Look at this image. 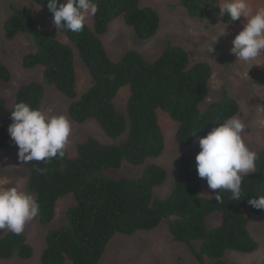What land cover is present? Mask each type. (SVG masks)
Masks as SVG:
<instances>
[{
	"label": "trees",
	"instance_id": "16d2710c",
	"mask_svg": "<svg viewBox=\"0 0 264 264\" xmlns=\"http://www.w3.org/2000/svg\"><path fill=\"white\" fill-rule=\"evenodd\" d=\"M53 18L47 0H35ZM94 32L87 26L80 33L61 30L79 51L83 64L94 84L76 100V71L71 46L60 43L42 30L25 9H17L5 24L8 40L21 33L30 34L36 45L34 53L23 60L26 69L44 66V83L73 99L70 116L77 123L95 119L113 139L127 133L119 145H105L94 139L80 144L77 157L53 158L51 161H31L26 191L40 204V224L49 225L58 200L75 194L77 204L67 213L68 225L46 234L47 245L42 264H64L68 257L72 264H99L108 243L118 234L131 236L137 231L157 228L168 220L174 240L187 244L200 264H225L227 252L250 254L258 243L248 230L249 220L243 208L253 215L257 210L248 204L250 199L264 195V149L257 153L256 172L244 177L240 201L231 200L227 191L221 193L222 202L203 196L208 188L206 179L198 177L195 157L200 148L199 137L207 135L227 117L237 115L238 103L226 97L200 110L209 96L212 68L206 63L190 64L189 54L178 46H169L155 62H148L135 50L128 51L119 62L108 55L100 35L109 24L124 16L136 37L142 41L153 39L160 29V16L152 7H142L140 0H96ZM219 0H180V5L194 18L211 19L219 16L224 24L230 21L220 15ZM0 80L9 83L10 70L0 61ZM128 86L130 97L125 110L119 112L115 99L121 88ZM44 85L30 82L22 85L16 103L24 101L40 108ZM5 99L0 97V109ZM12 111V110H11ZM10 113L0 125V150L10 144L8 128ZM159 111L178 124L176 139L182 146H190L180 158L171 195L155 199L154 189L165 183L168 174L157 164H146L139 178L112 179L104 174L128 163L144 165L157 159L165 150V135L159 122ZM196 134L192 136L194 133ZM46 170V171H45ZM221 214L220 226L209 230L207 219ZM17 254L28 260L33 248L27 238L9 233L0 237V259Z\"/></svg>",
	"mask_w": 264,
	"mask_h": 264
},
{
	"label": "rangeland",
	"instance_id": "374dc122",
	"mask_svg": "<svg viewBox=\"0 0 264 264\" xmlns=\"http://www.w3.org/2000/svg\"><path fill=\"white\" fill-rule=\"evenodd\" d=\"M140 3L142 7H152L158 12L160 29L157 35L148 41L139 40L124 16H118L111 21L107 32L100 35L109 57L114 62H119L128 51L135 50L148 62H155L167 47H181L189 54L191 65L199 62L209 64L212 68L209 96L200 104V110L204 111L226 97L234 99L239 105L237 115L241 116L246 124L247 146L255 153L264 149V55L255 61L243 62L237 61V58L230 53L231 41L242 30L244 18L238 20V23L227 25L221 22L218 15L211 19L190 16L180 5V0H140ZM249 3L254 8L264 7V0H249ZM17 9L29 11L42 30L60 43L71 46L77 81L76 100L94 84L79 51L71 45L70 39L53 25V18L35 0H0V61L11 72L9 83L0 80V97L5 99V106L0 109V125L16 103L20 87L36 81L44 85V97L40 108L50 114H64L71 121L72 133L66 151L70 159L77 157L80 144L91 139L105 145L121 144L126 139L127 133L118 139H113L95 119L80 124L71 118L70 106L73 99L44 83V66L31 69L23 67L25 56L34 53L36 45L33 37L27 33H21L12 40L6 38V21ZM86 26L94 32V16L88 18ZM225 29L227 34L219 37ZM129 97V87L121 88L114 101L119 112L125 110ZM164 116V112L159 111V122L165 135V150L161 157L148 159L144 165L139 166L124 163L119 169L104 172L112 179L139 178L143 175L146 164L160 165L168 174L165 183L154 189L155 199L161 200L171 195L180 158L191 148V145L182 146L177 142L178 124ZM29 177L30 162L22 164L19 161L18 147L10 137L9 147L0 150V188L18 186L27 192ZM4 181L7 183H3ZM220 191V189L215 190L217 193ZM202 194L206 198H214L209 194L208 188H203ZM76 204L77 200L73 193L61 197L56 205L55 217L49 225H41L38 215L26 225L22 233L33 248L32 257L24 260L14 254L9 259H0V264H42L41 257L47 245L46 234L50 230L67 226L66 213ZM243 211L249 220V233L258 243V248L250 254L227 252L223 260L225 264H264V212L253 215L249 207L243 208ZM220 224L219 212L207 219L209 230ZM9 233L11 232L7 230L0 232V237ZM64 264H72V262L66 257ZM99 264L200 263L187 244L174 240L168 220H163L157 228L149 231H137L131 236L116 235L108 243ZM206 264L212 262L206 261Z\"/></svg>",
	"mask_w": 264,
	"mask_h": 264
},
{
	"label": "clouds",
	"instance_id": "9594fccd",
	"mask_svg": "<svg viewBox=\"0 0 264 264\" xmlns=\"http://www.w3.org/2000/svg\"><path fill=\"white\" fill-rule=\"evenodd\" d=\"M216 6L221 17L227 14L232 22L244 18L242 30L231 41L230 53L237 61H255L264 55V7L254 8L249 0H220ZM47 8L53 14L56 28L74 34L82 32L88 18L98 12L96 0H47ZM226 29L219 37L227 34ZM10 118L8 132L18 147L22 164L65 158L72 133L66 115L50 114L20 101L13 105ZM245 130L241 116L232 115L198 139L196 171L199 178L206 179L209 194L217 202H222L221 191L229 192L231 200L240 201L244 177L256 172L258 155L247 146ZM217 189L221 191L215 192ZM248 204L264 210V195L250 199ZM39 212L40 204L32 194L18 186L0 188V232L22 234Z\"/></svg>",
	"mask_w": 264,
	"mask_h": 264
}]
</instances>
